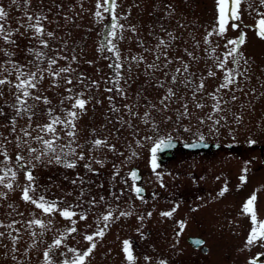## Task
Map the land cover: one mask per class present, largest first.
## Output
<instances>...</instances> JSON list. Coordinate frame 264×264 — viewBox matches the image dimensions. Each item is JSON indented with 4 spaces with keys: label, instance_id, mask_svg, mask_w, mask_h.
<instances>
[{
    "label": "rangeland",
    "instance_id": "1",
    "mask_svg": "<svg viewBox=\"0 0 264 264\" xmlns=\"http://www.w3.org/2000/svg\"><path fill=\"white\" fill-rule=\"evenodd\" d=\"M3 2L7 4L8 0H3ZM55 2L62 5L60 9L62 14L52 17L54 22L47 26L48 30H54L57 34V39L50 41V44L53 48H60L63 41L67 40L69 50L61 55L70 56L71 49L75 48L78 64H74L73 67L77 69L76 74H83L88 78L89 83L99 82V90L92 89L95 98L88 105L87 113L78 121L79 143L84 144L86 138H91L90 133L93 128L99 132L102 126L106 125L103 135H107L110 143L115 144L118 151L124 152V156L111 152L103 155L99 152L94 153L98 158L106 161L104 168L93 165L99 172L98 176L86 173L83 168L84 161L78 162L76 170H70L55 163L49 164L45 160L36 165L33 174L47 199L70 203H75L79 192V186L71 184L70 181L76 178L77 173L85 175L86 178L91 176L95 182L91 186L92 195L105 196L108 204L114 209H117L118 203L117 215L119 210L133 213L131 216L121 217L111 223L103 239L97 240V247L91 256V264H126L122 252L125 240L131 242L133 254L137 258L136 264H157L159 259L166 260L167 264H247V260L253 258L256 253L264 252V249L259 247H253L250 251L241 250L244 248L251 228L250 220L241 213V208L253 193L257 196L255 207L258 220H264V39L258 37L255 28L257 20L260 19L256 15V9L259 8L258 0H246L241 5V19L237 21L240 25L239 29L232 30L229 23L228 31L223 38L218 36L211 38L213 47L219 45L216 47L213 59H209L205 52L208 46L203 44V37L206 35V30L210 31L216 26L218 13L215 0H117L118 15H126L129 10L131 11L128 20H119L118 23L125 26L129 24L136 26V35L130 31H124V39L114 41L119 49L120 61L124 64L122 75L130 76V87L125 86L127 100H121L115 91L112 93L104 91L105 87L115 88L114 84L104 83L109 78L115 79V69L110 68L109 65H115L117 62L113 53L107 52L105 43L109 39L107 33L110 30L111 19L97 22L93 18L92 13L95 11L96 0H83V9L77 0H55ZM164 2L170 3L175 9L174 14L168 19L163 16ZM249 3L253 4L251 9L248 7ZM32 4L37 6L38 0H32ZM50 6L45 4V8ZM70 7L73 11H69ZM8 10L12 18L22 16L23 4L21 3L19 10L16 6H11ZM56 11L53 8V13ZM259 11L264 12V8H259ZM65 15L72 17L75 23L65 22L63 19ZM55 20H58L59 24ZM160 23H164L180 37L175 42V49L169 50V56L183 57L190 64V71L196 73L197 77L205 78V96L200 102L206 107L196 109L194 103L189 102L191 117L179 120H177L176 112L178 105L175 103L167 112L153 111V118L158 125L156 133L150 132L149 127L140 123L138 119H132V124L138 126L137 135L133 138L131 129L120 128L116 125V128H120V131L116 132L113 124L108 123L110 117L113 120L115 117L109 109L107 97L109 95L116 97L114 103L121 107V115H124L126 120L129 116L123 108L124 104L134 105L133 111L142 114L146 110L144 105L148 101L158 103L163 92L154 85L158 82L156 78L163 79L162 74L156 72L152 75H145L146 64H131V58L143 55L146 61L153 60V56L145 53L137 41H142L145 47L153 46L156 40L149 35V32L155 30L157 35H163L160 32ZM180 24L184 27L181 28ZM23 31L21 28V32ZM242 33L245 34L246 39L240 51L248 61V64L244 65L241 59L240 65L241 70L244 67L248 68V79H241L239 84L244 92H235L237 97L235 102L230 100L231 93L217 94L218 96L223 95L224 100L228 101L224 105L227 111L222 113L226 116L227 123L222 121L223 126L213 125L207 120V116L212 112L214 101L207 96V93L215 91L223 76L221 71H217L215 57L222 58V54L226 52L224 44L227 40L238 39ZM28 35L31 33L24 37H16L19 48L16 49L14 60L21 64L31 59L27 56L25 49L35 43L29 41ZM194 41L201 42L200 48H193ZM101 47L104 50L98 51ZM185 48L194 51L196 61L189 60L184 52ZM5 59L3 53H0V63ZM88 61L92 63L89 64ZM60 64H64V61H60ZM129 64L132 68L131 73L127 72ZM175 66L178 65L169 67L174 68ZM227 67L231 69L236 66L229 64ZM209 70L216 73L215 77L207 76ZM76 74L73 76L74 79ZM42 87L50 89L45 94L52 99L53 106H56L61 98L57 95V89L51 87L49 79H45ZM82 87V85H77V90ZM60 91L62 92L63 89ZM178 91L186 97L191 96V93L183 88ZM145 97L148 98L147 101ZM96 99L101 102L96 103ZM11 102L13 98L6 91L5 98L0 101V104ZM6 111L9 115L12 114L10 110L6 109ZM233 114L242 116V121H235ZM166 117L172 119L166 120ZM200 119H205L206 123L201 124ZM24 123L23 120L18 121L17 128ZM6 125L7 121L0 118V139L10 134V127ZM185 128H189L190 131L185 132ZM214 128L218 130H210ZM146 135H151L153 139L144 140L143 137ZM201 135L204 137L203 141L217 143L221 147L209 150V152H187L179 146L172 152V157L160 163H157V152L156 164L158 166L153 171L151 148L155 146V142L160 139L167 140L169 137L180 143L194 142L199 141ZM10 139L15 140V136H10ZM137 140L143 143V147L136 146ZM251 141L255 143H250ZM129 144H131V149L128 147ZM32 146L40 147L36 143ZM7 151L14 158L19 150L16 149L14 143H9ZM84 151L87 156V149ZM131 151H135L137 156L129 161L126 157ZM22 154L26 160L29 158L27 151H23ZM113 164L117 165L120 171L115 182L111 181ZM134 167L140 169L142 179L139 184L146 190V193L141 195L142 199H138L132 189L133 181L130 178V172ZM242 175L246 179L244 183L240 180ZM65 176L68 179H65ZM122 179L126 183H121ZM17 183L21 186L26 183L23 170L17 173ZM99 184H103L104 187L98 188ZM136 185L137 182H135ZM225 185L228 187V192L220 197L218 193ZM0 191L4 190L0 188ZM68 192L72 195L68 196ZM120 192H123V195L117 202L112 193L119 195ZM20 196L21 189L17 188L8 193L7 201H0V205H3L0 206V221L9 223L12 219H29L31 218L29 214L33 212L38 218L49 219L34 206L25 204ZM9 202L13 203L19 212H23L24 217L15 214L7 215L6 213L10 211L7 208ZM84 207L88 208L87 205ZM103 208V205H98L97 208L88 210L87 221H79L78 217L76 218L79 231L69 237L68 246L77 247L79 250L88 247L83 236L96 231L97 216L94 213L103 211ZM173 209L175 211L171 218L161 216L162 212ZM76 210L82 211L83 209ZM148 213H151V217ZM140 216H144L142 221L138 219ZM52 219L53 230L45 232L43 237H37L36 247L29 250L27 257L23 255V252L28 244L33 243L32 237L24 231L21 225H16L22 234V239L18 244L20 251L16 255L19 260L24 261V264H44L43 251L54 238L65 233L70 227L69 222L63 220L58 213ZM180 222L185 223L183 230L179 228ZM0 231L10 230L0 229ZM36 231L40 230L36 229ZM178 232L179 236H177ZM190 236L203 237L209 252L203 253L200 248L192 247L188 243ZM11 247V241L7 237L0 240V264H17V261L11 258ZM144 256L151 257V261L145 262Z\"/></svg>",
    "mask_w": 264,
    "mask_h": 264
},
{
    "label": "snow or ice",
    "instance_id": "2",
    "mask_svg": "<svg viewBox=\"0 0 264 264\" xmlns=\"http://www.w3.org/2000/svg\"><path fill=\"white\" fill-rule=\"evenodd\" d=\"M246 0H215L217 10L216 26L210 31L206 30V35L203 37V44L208 46L205 48V52L209 59H213L216 52L215 47L212 46V37L218 36L223 38L228 31V25L231 24L232 30L239 29L240 25L237 21L241 19V5ZM21 3L23 4L22 16L12 18L10 11L11 6H16L19 10ZM51 5L45 8V4ZM77 3L83 9V0H77ZM259 8H264V0H258ZM138 7V5H136ZM62 5L56 3L55 0H38V5L33 6L32 0H8L5 4L3 0H0V53L6 58L0 63V101L5 98V92L7 91L13 98V102L0 104V118H4L7 121L8 127H10L9 136H3L0 139V188L4 191H0V201L8 200V193L15 191L17 188L21 189L20 199L25 204H30L38 209L43 216L49 217L48 220L38 218L36 213H30L29 219L16 220L12 219L9 223L0 221V229H6L10 231H0V240L7 237L10 239L12 247L10 252L12 253V260L17 261V264H24V261L19 260L16 253L20 251L18 244L22 239L20 228L16 225H21L25 232H27L33 240V243L28 244L24 250L23 255L28 256L30 249L36 247L37 237H43L45 232L53 230V219L58 213L59 216L68 221L70 227L66 229L65 233H61L58 237L54 238L47 249L43 251L44 264H91V256L97 247V240L103 239L107 229L111 226V223L121 217L131 216V211L119 210L116 214L119 204L117 203V209H114L106 201L103 195H92L91 186L95 183L91 176H98L99 172L93 165H98L100 168L105 167V159L98 158L94 153L99 152L102 155L106 152H111L118 156H124V152L117 150L116 145L110 143L108 136L103 135V130L107 126H102L98 132L95 128L91 130L90 139L86 138L84 144L79 143L78 121L83 115L87 113L88 105L91 104L95 98L92 94V89L99 90V82H88V78L83 74H76L77 69L73 67L74 64H78V56L75 48L71 49V55H61L63 52L69 50L67 40H64L60 48H53L50 41L57 39V34L54 30H48V25H51L54 20L52 17L60 16ZM249 9L253 7L252 3L248 4ZM53 8L57 11L53 13ZM118 3L117 0H96L95 11L92 13L93 18L97 22H103L106 19H111L110 30L107 33L109 39L106 43L107 52L113 53L116 57L115 65L110 64V68L115 69V79L109 78L105 80V84H114L113 87H105L104 91L112 93L115 91L116 95L121 100H127V91L125 86H129L130 76L125 77L122 75L124 70V64L120 61L119 49L114 43L116 40H123V32L130 31L133 35H136V26L118 23L119 20H128L131 15L129 10L126 15H118L117 13ZM256 9V15L260 19L256 22V31L260 39H264V12ZM69 11H73L70 7ZM175 9L170 3H163V16L165 19L170 18L174 14ZM63 19L67 23L74 24L75 21L72 17L67 15L63 16ZM59 24L58 20H55ZM15 25V26H13ZM181 28L183 24L179 25ZM23 28V32H21ZM160 32L163 35H157L155 30L149 32L156 43L151 47H145L142 41H137L138 45L143 48L145 53H150L153 56L151 62L146 61L145 56L139 57L133 56L131 58V64H146L145 75H152L156 72H160L163 79L156 78L158 82L155 83L157 89L162 90L163 94L160 96L158 103L148 101L144 107L145 111L141 114L137 111H133L134 105L124 104L123 108L129 119H125L124 115H121V107L114 103L116 97L109 95L107 97L109 101V109L113 113L115 120L111 117L108 123H112L116 132L120 131V128H128L132 130L133 138L137 135L138 126L132 124V119H138L140 123L149 127V131L156 133L158 131V125L153 118V111L164 113L175 103L178 105L176 108L177 120L181 118H190L192 113L189 110V102L194 103L196 109H204L206 105L201 103L200 100L205 96V83L204 77H197L196 73L190 71V64L186 62L183 57H170L169 50L175 49V42L180 39L179 36L174 34L164 23L159 24ZM29 41L35 43L25 49L27 56L31 59H27L23 64L14 60L16 55V49L19 48L17 36L24 37L27 34ZM70 35V33H69ZM194 39V38H193ZM245 34H241L238 39H229L224 44L226 52L221 57H215V63L217 71L223 73L222 81L219 86L212 93H207L214 101L212 104V112L207 116V120L211 121L213 125H220L222 121L227 123L225 113L227 109L223 95L218 96V93L228 92L231 93L230 100L235 102L237 97L236 91L244 92V89L239 87L241 79H248V68H240L241 59H243L244 65L248 64L246 58H244L243 52L240 51L241 47L245 43ZM200 41H194L193 48H200ZM231 46V47H230ZM101 47L98 51H103ZM185 54L190 61H196L197 57L194 51L184 49ZM60 61H64V64H60ZM91 64V61H88ZM131 64L127 68V72L131 73ZM231 64L236 67L229 69L227 66ZM170 65H178L174 68H170ZM75 75V79L73 76ZM216 73L209 70L208 77H215ZM14 77V79H10ZM45 79H49L51 87L57 89V95L61 98L56 106H53L52 99L45 93L50 89L42 87ZM124 86H121V85ZM77 85L83 87L77 90ZM183 88L187 92L191 93L190 97L179 94V89ZM60 89H63L61 92ZM147 101L148 98L145 97ZM99 99H96V103H100ZM43 105L44 107H40ZM10 110L11 115L6 111ZM166 120H171V117H166ZM233 119L237 122L242 121V116L233 114ZM23 120L24 125L17 128L18 121ZM35 121V123H34ZM44 121V122H41ZM201 124L206 123L205 119H200ZM175 123V121H174ZM119 125L120 128H116ZM216 131L218 129H210ZM185 132L190 131L189 128L184 129ZM35 133V135H34ZM112 134V133H109ZM10 136H15V140L10 139ZM66 138V139H65ZM144 140L151 141L153 137L146 135ZM204 137L200 136V144L188 145V147H200L206 146L203 144ZM61 141H64L61 143ZM14 143L16 149L19 151L14 156L9 155L7 151V144ZM39 144L40 147H33L32 144ZM250 143H255L251 141ZM137 147H143V143L139 140L136 141ZM131 149V144H129ZM174 147L171 137L167 140L160 139L155 142V146L151 148L152 153V167L155 171L156 167V154L158 151H163L168 148ZM85 149H87L88 155H85ZM23 151H27L28 159L22 154ZM137 153L131 151L130 155L126 157L127 160H131L136 157ZM47 160V163H55L65 169L76 170L78 162L84 161L83 168L86 173H90L91 176L86 178L85 175L77 173L76 178L70 181L71 184L79 186V192L76 196L75 203L66 201L49 200L46 198L43 191L40 190L37 178L34 176L33 171L37 164L43 163ZM24 171V179L26 183L21 186L17 183L18 171ZM120 175L119 167L113 164V172L111 181L115 182L116 177ZM68 179L67 176L64 177ZM130 178L133 181L132 189L138 199H142L140 187L135 186V182L138 179L137 173L132 171ZM242 183L246 182L245 176H241ZM121 183H126L125 180H121ZM87 185V187H85ZM98 188H103V184L97 185ZM228 192V187L225 185L218 193L220 197H223ZM68 196L72 193L68 192ZM115 200L118 202L120 196L112 193ZM257 196L255 193L251 195L249 199L245 201L241 208V213L247 216L250 220L251 228L248 236L245 240L244 248L251 250L253 247H259L264 249V220H258V215L255 207ZM85 205L88 206L85 209ZM98 205H103V211L94 213L97 218L95 220L96 231L92 234L83 236L88 247L84 250H79L77 247L68 246V239L72 237L74 233L79 230L77 223L79 221H87V211L97 208ZM3 206V205H0ZM7 208L10 210L6 214L13 216V214L20 217H24L23 212H19L13 203L9 202ZM76 209H83L77 211ZM172 211L162 212V217L171 218L173 216ZM151 217V213H148ZM78 217V220L76 219ZM139 220H143L144 216L138 217ZM91 225H89L90 227ZM179 228L183 230L185 223L180 222ZM39 229L40 231H36ZM15 233V234H13ZM180 233H177L179 236ZM42 242V241H40ZM195 245H201L204 242L202 240L193 241ZM7 247V246H5ZM122 252L126 264H136L137 258L132 251L131 242L125 240L123 242ZM145 262H150L151 257L144 256ZM157 264H167L164 259H159ZM247 264H264V252L256 253L253 258L247 260Z\"/></svg>",
    "mask_w": 264,
    "mask_h": 264
},
{
    "label": "water",
    "instance_id": "3",
    "mask_svg": "<svg viewBox=\"0 0 264 264\" xmlns=\"http://www.w3.org/2000/svg\"><path fill=\"white\" fill-rule=\"evenodd\" d=\"M172 142L174 144V147L165 149L163 151H159V153H160L159 157L160 158H161V154L162 153L165 155L166 158H170V157L173 156L172 155V151H174L179 146V142L177 140H173V139H172ZM200 143H201V141L182 143L181 147H182V149L184 151H192V152H195V151H207L209 149L210 150H216V149H219L221 147L220 144H211V143L204 142V141H203V144L206 145V146H200V147H195V148L188 147V145L200 144ZM132 171H135L137 173L138 179L136 180V182H140L141 179H142V176L140 175V169L139 168H133ZM136 187H140L142 189L141 194H145L146 193V190H145V188L142 185L139 184V185H136ZM195 240H202L204 243L201 244V245H195L193 243V241H195ZM188 243H190L192 245V247H194V248H197V249L200 248L203 253H208L209 252V248L206 246L205 239H203L200 236H190L188 238Z\"/></svg>",
    "mask_w": 264,
    "mask_h": 264
}]
</instances>
